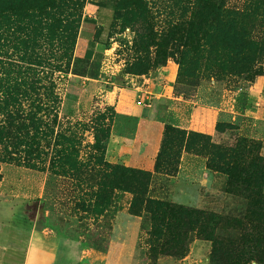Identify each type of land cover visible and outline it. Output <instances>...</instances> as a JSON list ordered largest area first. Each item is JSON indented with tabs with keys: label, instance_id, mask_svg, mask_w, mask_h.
<instances>
[{
	"label": "rangeland",
	"instance_id": "rangeland-1",
	"mask_svg": "<svg viewBox=\"0 0 264 264\" xmlns=\"http://www.w3.org/2000/svg\"><path fill=\"white\" fill-rule=\"evenodd\" d=\"M90 2L113 13L99 65L77 54L81 30L97 29ZM36 122L38 149L12 146ZM0 127L11 136L0 138L5 264H210L213 242L197 232L153 234L149 203L250 230L244 186L264 193L253 178L264 165V0H0ZM65 137L85 161L78 174L59 161ZM114 166L149 174L138 208L143 187ZM232 167L253 173L237 180Z\"/></svg>",
	"mask_w": 264,
	"mask_h": 264
},
{
	"label": "trees",
	"instance_id": "trees-1",
	"mask_svg": "<svg viewBox=\"0 0 264 264\" xmlns=\"http://www.w3.org/2000/svg\"><path fill=\"white\" fill-rule=\"evenodd\" d=\"M89 4L99 6L94 3L90 2ZM97 9V10H98ZM110 10V9H109ZM111 12V10H110ZM113 18V13L111 12V22L108 27V36L109 30L111 27ZM105 29L103 24L97 25V29L94 33V37L89 43L90 45V53L93 54L96 50V47L99 46V52L102 53L101 58L96 59V64H101L103 54L106 49H108V37L105 41L100 40L101 33ZM85 58L91 59V55H86ZM107 90H112L111 86L107 88ZM148 112H146L147 114ZM37 122L33 124V127L36 128V133L32 136L27 135L25 137H15V140H10L11 136L6 137L4 132V127H0V138H4L6 144L7 142L11 141L10 143L15 148H18L19 145H25L30 147H39L40 141L43 138V135H39L42 133L38 127H36ZM53 131H51L52 133ZM46 133V134H51ZM45 135V134H44ZM110 136V133L107 132L104 140ZM68 148L66 150H61L57 152L59 157V161L62 164H67L70 166L71 169L75 171V173H79L82 167L85 165L84 159H80V152H76L71 150L72 145L75 143V139L73 138H66ZM96 141L98 145V150L104 148L101 144L102 138L99 137V134L96 133ZM4 142V141H3ZM257 147V144H254ZM35 153V157H39L40 153ZM33 153H29L28 156H32ZM100 164H106V161L103 157L97 158ZM229 169V168H228ZM227 169L228 173H231L232 177L239 178L245 181V178L248 175L252 174L253 171L245 170L243 168L232 167L229 170ZM264 169V165L263 168ZM261 169V173L257 171L254 172L253 178L257 177L262 179L264 176V171ZM113 170L117 172L120 176L122 183L129 182L132 185L137 184L143 187V191L133 190L134 199L132 202V207H139L140 204L142 205L145 203L144 199V186L147 184L146 181L149 178V174L144 171H137L128 167L124 166H114ZM244 178V179H243ZM261 185L255 184L251 185L250 183L244 186V189L250 195L249 203H248V216L246 219L251 223L250 230L246 229L244 226V221L237 220L236 225L234 222L230 221L229 219H225L224 216L208 212L205 210H196V209H186L182 207H176L173 204L164 203L161 201H152L149 203L150 209L153 211V234L156 236L161 235L165 230L168 233H172L175 230L178 231L179 236H183L188 234L189 232H197L202 237L212 240L213 242V251L211 254L210 264H245L250 261H256L257 264H264V193L260 189ZM140 192V193H139ZM154 205V208H152ZM256 222V223H255ZM237 228L241 229L242 231H236ZM220 230L223 231H234L235 233L231 234L230 236H221L218 232ZM163 231V232H162ZM231 233V232H230ZM174 248V247H172ZM176 249V248H174ZM186 250H176L174 253H179L180 256L184 254ZM155 257L154 248L151 249V258Z\"/></svg>",
	"mask_w": 264,
	"mask_h": 264
},
{
	"label": "crops",
	"instance_id": "crops-1",
	"mask_svg": "<svg viewBox=\"0 0 264 264\" xmlns=\"http://www.w3.org/2000/svg\"><path fill=\"white\" fill-rule=\"evenodd\" d=\"M95 12L97 13L96 16H95V18H96L95 23H98V25L99 24H103L104 27H105V29L103 30V32L101 33V36H100V40L105 41L107 39V37H108V27H109L110 22H111V12H110L109 9H106V8H104V9H98ZM94 33L95 32L90 33V34L89 33L86 34V33L82 32V30H81V32H80V38H79V41H78L77 54L79 56L80 55L81 56L91 55L92 58L91 59H88V60H91V61H93V62L96 63L95 60L101 58V56H102V53L98 51L100 49L99 46L96 47V50L94 51L93 54H88V53L91 52L90 51V45H89V43L93 39ZM106 50H105V52H106ZM105 52L103 54L102 61L104 59ZM0 256H2V254H0ZM5 261L6 260L4 259V257H2V259H0V263L1 264H5Z\"/></svg>",
	"mask_w": 264,
	"mask_h": 264
}]
</instances>
